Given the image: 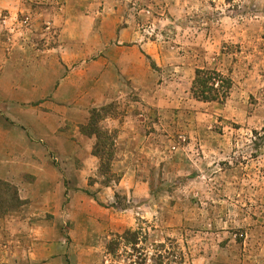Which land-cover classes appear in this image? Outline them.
I'll use <instances>...</instances> for the list:
<instances>
[{
    "label": "rangeland",
    "instance_id": "rangeland-1",
    "mask_svg": "<svg viewBox=\"0 0 264 264\" xmlns=\"http://www.w3.org/2000/svg\"><path fill=\"white\" fill-rule=\"evenodd\" d=\"M52 1L0 0L2 75L33 86L49 42L27 14ZM80 2L79 55L49 51L44 94H0V171L23 184L0 177V264H264V0ZM196 68L228 98L196 99Z\"/></svg>",
    "mask_w": 264,
    "mask_h": 264
},
{
    "label": "crops",
    "instance_id": "crops-1",
    "mask_svg": "<svg viewBox=\"0 0 264 264\" xmlns=\"http://www.w3.org/2000/svg\"><path fill=\"white\" fill-rule=\"evenodd\" d=\"M80 6H81L80 0H55L54 2L53 1L51 2L50 6L34 5L32 9H29L27 14L28 27L26 30L33 35H36L38 33L43 36H46V41L49 42V44L44 45L45 49L42 48L40 51L34 50L35 57H33V60L31 61V64L33 65L31 70L33 75L32 77H29V79L33 82L32 83L33 86L30 85L29 83L22 84V82L20 81L22 78L18 77V73L16 77L10 75V78H7L6 73L2 75L0 72V85L2 84V81H8V80L16 84V85L15 84L10 85L9 87L6 86L5 90H0V94L2 93V91L6 92V90L15 92L18 95L28 94L31 92V90L33 91L32 93L34 94H38V93L44 94V91L42 92L41 89L48 88L49 80L53 78H59V75H56V73L60 69H57L55 71L56 76H51V73L53 71V67L51 66V64L56 66L61 62L55 59L54 57L52 58L50 56L49 51L54 50L57 53L60 52L61 58L65 62L66 60L71 62V57H70L71 54H73V56H76V54L79 55L80 51L78 52V49L80 47H79V43L76 42L75 38L77 37L79 38V36H81L82 26H80V23H81L82 15L79 12L81 11ZM18 18L20 19L21 16H18ZM45 22H47L48 24L46 25ZM14 28L16 29L17 32L23 30L21 28V22L18 20L17 22H15ZM50 32L57 33V40L54 46L52 45L50 46V42H51ZM66 32L67 34L70 35L69 37H67L69 39L65 38ZM50 47H52V49H50ZM31 48L36 49V46H31ZM78 60L80 63L81 61L80 57H78ZM73 63H76V58L73 59ZM61 71L64 72L63 69ZM61 79L65 81L66 77L63 78L61 77ZM43 81H45V83H43ZM61 86L62 87L64 86L63 83H61V85L58 87V91L61 90ZM37 118H40V116ZM29 120L30 118L27 117L26 121L29 122ZM41 122L43 123V120ZM42 128L43 130L41 129V131L42 132L47 131V135L50 136L49 129L45 128L44 126ZM28 141H29V145L33 143L30 140ZM21 149L22 150L19 149V151L16 153L17 156L15 157L17 158L18 156H23L21 157L22 161H20L19 167L24 168L23 166H25L26 168H28L29 164L25 162L27 161V159H29V155H33V154L30 151V147H23ZM0 155L2 154L0 153ZM32 165L34 166L35 164L33 163ZM5 170L0 171V177H3L8 180H13L18 185L22 184V182L20 183V181L17 180L16 175H14L15 171H14L13 162L10 163V167L7 170V173L4 172ZM24 180L28 181L27 178H24Z\"/></svg>",
    "mask_w": 264,
    "mask_h": 264
},
{
    "label": "trees",
    "instance_id": "trees-1",
    "mask_svg": "<svg viewBox=\"0 0 264 264\" xmlns=\"http://www.w3.org/2000/svg\"><path fill=\"white\" fill-rule=\"evenodd\" d=\"M232 87L233 79L230 75L215 68H196L191 93L199 100L222 102L228 98ZM20 205H22V200L16 195L14 206ZM109 249H111L110 245Z\"/></svg>",
    "mask_w": 264,
    "mask_h": 264
}]
</instances>
